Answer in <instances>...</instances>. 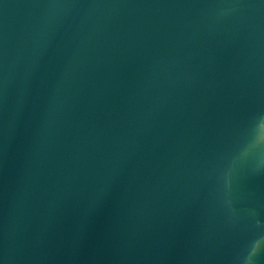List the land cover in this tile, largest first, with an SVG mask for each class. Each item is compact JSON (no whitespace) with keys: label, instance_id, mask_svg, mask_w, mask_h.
<instances>
[{"label":"water","instance_id":"water-1","mask_svg":"<svg viewBox=\"0 0 264 264\" xmlns=\"http://www.w3.org/2000/svg\"><path fill=\"white\" fill-rule=\"evenodd\" d=\"M0 264H264V0H0Z\"/></svg>","mask_w":264,"mask_h":264}]
</instances>
